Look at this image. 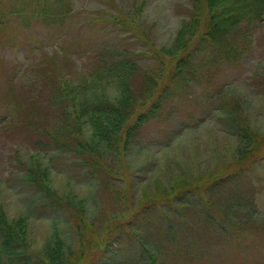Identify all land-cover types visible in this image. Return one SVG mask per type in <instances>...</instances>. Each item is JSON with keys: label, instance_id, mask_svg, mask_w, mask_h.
<instances>
[{"label": "rangeland", "instance_id": "374dc122", "mask_svg": "<svg viewBox=\"0 0 264 264\" xmlns=\"http://www.w3.org/2000/svg\"><path fill=\"white\" fill-rule=\"evenodd\" d=\"M18 1L0 6L7 20H0V114L7 116L0 118V207L35 255L59 243L86 258L110 223L135 206L133 236L112 242L122 251L118 264H146L137 239L162 264H264V155L244 169L235 165L246 130L264 147V19L232 35L244 48L238 61L204 59L212 64L202 80L189 78L184 95L165 100L159 116L135 132L123 163L102 141L101 163L117 171L108 180L76 148L91 136L88 120L73 131L62 115L66 103L50 102L53 91L82 83L100 53L116 50L109 56H138L139 69L126 79L132 110L151 106L165 82L160 52L190 20L193 0H72L61 26L27 25L10 14ZM95 86L118 96L108 75ZM37 178L65 208L38 192Z\"/></svg>", "mask_w": 264, "mask_h": 264}, {"label": "trees", "instance_id": "16d2710c", "mask_svg": "<svg viewBox=\"0 0 264 264\" xmlns=\"http://www.w3.org/2000/svg\"><path fill=\"white\" fill-rule=\"evenodd\" d=\"M6 2L7 0H0V6ZM71 6L72 0H20L17 3L14 2L9 8L11 9L10 14L23 18L24 23L26 22L29 26L38 20L47 26H61L66 23L65 19L71 12ZM1 10L0 20L6 13ZM191 14L190 20L183 24L174 44L169 49L160 52L163 55L162 60L164 59L163 66L166 69L165 82L160 85L162 87H158L151 106L141 108L137 113L135 109L132 110L131 89L127 86L126 79L139 69L138 56L121 53L117 57H110L109 54L114 55L113 51L116 50L109 51L108 55L100 53L99 63L94 65L82 83L72 88H64V86L61 88L60 86L59 89L56 88L53 91L50 102H55L59 106L66 103L62 115L69 122L68 126L75 127L73 131L82 132L79 121L88 120L92 130L91 136L79 140L76 148L85 156L83 163L91 168V171L96 169L108 180L113 179L117 171L111 172L104 163H101L103 156L99 149L102 141L107 142L110 149L114 148L118 152V158L124 155L135 132L150 119L159 116L166 99L168 101V99L184 95L190 79L192 81L202 80L212 64V61H207L204 65V59L207 56L220 58L225 62L238 61L244 54V48L239 49L232 42L231 37L243 27L263 21L264 0H193ZM4 21L7 23L6 19ZM4 21H2L3 25ZM107 58L109 60H106ZM106 75L110 76V80L118 89V96L114 99L106 96L104 88L95 86L96 83L103 82ZM148 80L154 84L153 79ZM156 84L157 82L154 88ZM91 86L94 88H88ZM129 107L132 111L128 115H132L133 118L126 121L124 113ZM0 118L7 119V116L1 117L0 114ZM236 127L238 129V126ZM240 136L244 138V145L240 148L235 165L238 169H244L264 155V147L259 146V137L247 130L244 135L242 133ZM89 157H91L90 160H88ZM120 161L123 163L122 157ZM236 169L221 176L220 183L229 182ZM37 180L39 181L36 182L38 192L47 197L49 203L62 208L66 207L64 205L68 203L53 193L51 188L43 183V179L37 178ZM151 208L152 206H148L144 210L148 212ZM127 210L126 221H112V226L110 223L105 230L107 232L110 229L109 232L101 238L103 245L101 243L94 254L85 258V250L76 251L78 254L76 257L74 252H70L72 250L67 253L57 249L59 243L54 248L46 249L47 251L43 254L36 253L35 255L18 227L19 224L10 223L0 207V233L2 235L0 264H96L100 260L104 261V264H118L116 261L121 258L122 251L116 243L112 242L121 240L123 233L133 236L135 223L131 224L129 221L133 220L139 209L130 206ZM137 240L136 243L141 250L139 252L146 264H162L152 255L158 254L157 251L148 248L141 240Z\"/></svg>", "mask_w": 264, "mask_h": 264}]
</instances>
